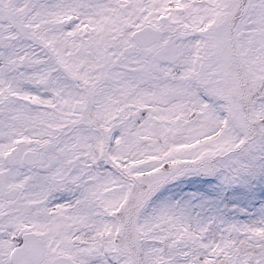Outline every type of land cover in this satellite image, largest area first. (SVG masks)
<instances>
[{
    "label": "snow or ice",
    "instance_id": "1",
    "mask_svg": "<svg viewBox=\"0 0 264 264\" xmlns=\"http://www.w3.org/2000/svg\"><path fill=\"white\" fill-rule=\"evenodd\" d=\"M0 264H264V0H0Z\"/></svg>",
    "mask_w": 264,
    "mask_h": 264
}]
</instances>
